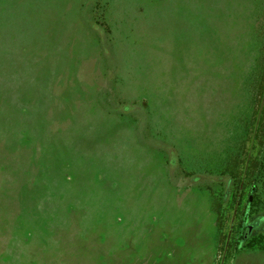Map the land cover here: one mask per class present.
<instances>
[{"label":"rangeland","instance_id":"rangeland-1","mask_svg":"<svg viewBox=\"0 0 264 264\" xmlns=\"http://www.w3.org/2000/svg\"><path fill=\"white\" fill-rule=\"evenodd\" d=\"M0 264H264V0H0Z\"/></svg>","mask_w":264,"mask_h":264},{"label":"trees","instance_id":"trees-1","mask_svg":"<svg viewBox=\"0 0 264 264\" xmlns=\"http://www.w3.org/2000/svg\"><path fill=\"white\" fill-rule=\"evenodd\" d=\"M148 108H149V105H148Z\"/></svg>","mask_w":264,"mask_h":264}]
</instances>
